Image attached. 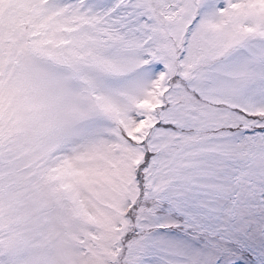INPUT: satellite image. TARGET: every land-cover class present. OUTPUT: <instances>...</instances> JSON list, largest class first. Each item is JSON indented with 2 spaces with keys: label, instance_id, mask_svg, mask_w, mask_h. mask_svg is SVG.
Returning <instances> with one entry per match:
<instances>
[{
  "label": "snow or ice",
  "instance_id": "snow-or-ice-1",
  "mask_svg": "<svg viewBox=\"0 0 264 264\" xmlns=\"http://www.w3.org/2000/svg\"><path fill=\"white\" fill-rule=\"evenodd\" d=\"M0 264H264V0H0Z\"/></svg>",
  "mask_w": 264,
  "mask_h": 264
}]
</instances>
